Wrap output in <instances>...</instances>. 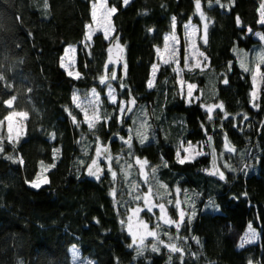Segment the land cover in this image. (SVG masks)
<instances>
[{
    "label": "trees",
    "instance_id": "trees-1",
    "mask_svg": "<svg viewBox=\"0 0 264 264\" xmlns=\"http://www.w3.org/2000/svg\"><path fill=\"white\" fill-rule=\"evenodd\" d=\"M107 3L117 9L111 16L112 37L122 48L116 79H108L116 104L105 95L106 82L100 83L112 71L107 67L110 39L96 31L85 41L91 0H0V101L16 97L11 108L0 103V264H71V245L95 264H264V81L256 106L250 95L254 51L264 47L251 32L264 33V0H201L208 26L207 43L200 39L199 47L207 64L182 72L197 86L199 99L191 103L180 94L171 64L159 66L151 87L148 79L156 47L173 30L172 18L181 49L184 22L200 23L195 0ZM68 43L77 47L79 79L60 64ZM234 47L246 55L235 54ZM241 56L250 71L241 68ZM90 88L101 100V121L92 130L73 102L74 93L82 95ZM132 98V111L121 118L120 100ZM210 103L224 107L209 114L203 104ZM11 110L27 114L24 133L12 142L4 128ZM137 131L148 136L143 144ZM113 135L110 168L104 167L99 179L88 175L97 144H106ZM130 135L131 148L125 143ZM209 136L214 161L208 151L178 163L182 142L205 140L208 150ZM225 138L235 151L225 149ZM137 157L147 160L145 172L159 193L154 197L165 203L169 218L179 220L178 209L168 200L179 199L186 213L177 230L157 220L159 209L143 210L150 229L160 224L164 243L148 236L139 254L140 245L130 247L132 238L121 223L140 201L134 197L148 187ZM153 167L158 168L154 177ZM43 168L49 182L35 188L31 182ZM214 168L223 178L210 174ZM111 171L117 173L115 180ZM248 224L258 236L241 247ZM153 244L159 251L151 250ZM169 244L182 252H170Z\"/></svg>",
    "mask_w": 264,
    "mask_h": 264
},
{
    "label": "snow or ice",
    "instance_id": "snow-or-ice-1",
    "mask_svg": "<svg viewBox=\"0 0 264 264\" xmlns=\"http://www.w3.org/2000/svg\"><path fill=\"white\" fill-rule=\"evenodd\" d=\"M123 2L126 4V3H128V0H123ZM215 2L217 4H219L220 0H215ZM98 4H99L100 9L103 11L104 14H106L107 17H110L111 14H114L117 11V9L115 7H111V8L107 7V0H98ZM97 6H98L97 3H94L93 6H92V9H93L92 10V19L94 21L97 20ZM223 6L224 5H221V7H223ZM195 7H196L197 13H199L201 18L204 19V13L201 11V0H195ZM260 13H261V17H262L260 22L264 23V3H261V5H260ZM175 25H176V20H175V17H173L172 18L173 31L171 32V34L169 36H165V38H164V40H165L164 47H165L166 51L169 50L168 41L169 40L172 41V45H171V48H170V53H171L170 58L163 60V64H165V65H169V64H172V63H176L177 65L179 64V60H178V58L176 56V53L178 52V48L176 47V45H178V43H179V38L176 36V33H175ZM207 26L208 25L206 23L203 26L204 27V36L202 37V39H203L204 43H207V39H206ZM88 28L91 29L92 25H88ZM195 32H196V28H195L194 25H192L191 23L185 25V33H186L185 39L189 43V49H188L189 55L186 57V60H191L194 57H196L197 55L202 57L203 60H206L207 58L204 57L203 53H199L198 50L194 51V49H196V41L193 38V34ZM104 35H105L106 38L108 37L107 28L104 31ZM256 35L260 36L261 40H264V34L257 33ZM87 39L88 40L91 39V33H89V35L87 36ZM117 47H119L118 44H117ZM70 51H74V49H70ZM111 51H112V49L110 48L109 52H111ZM159 51L160 50L157 49V52H159ZM66 55H67V53H66ZM114 62L115 63H119V56H117V58H116V60ZM202 62L203 61H197L192 66H189L186 63L185 67H187L189 69V71H191V70H193V68H201V63ZM261 64H264V52L259 54L256 67H255L254 70H251L252 71V82H253V85H254V90L252 91V93L250 95L253 98V102H254L253 106H256L255 100L257 99V96H258V92L256 90V85H257V82H258V78L261 81H264V73L260 72ZM240 66L245 72L250 71V69L243 62H241ZM125 68H126V65H125ZM156 70H157V66L154 65L153 66V75H155ZM172 71L173 72H177L178 74H181V79L179 81L181 95L185 96V98L188 100L189 103H191L193 99H199V97H194V90L197 87L195 84L187 83V85H186L187 90H186V93H185L186 81H184L183 78H182L183 70L180 69L177 66V67H173ZM68 75L69 76L75 75L76 79L80 78V73L79 72H76L74 74L71 70H69L68 71ZM106 79H116V73L112 72L110 77H102L100 79V83L104 84L106 82ZM0 80H3V76L2 75H0ZM223 82L225 84L228 83V81L226 79ZM151 86H152V81L150 80L149 81V87H151ZM121 87H123V85H121ZM29 91H30V89H29ZM108 97H109L111 103H113V104L117 103V96H116L115 90L112 89L110 85H109V89H108ZM15 99H16V97L12 96L11 99H9L7 101H0V103H5L9 108H11L12 103H13V101ZM73 100H74V102H77V107L82 108V110L84 111V122L87 123L89 129L90 130L95 129L97 123H99L101 121V115H100V103L101 102H100V99H99V95L96 93V90L95 89L92 90V97L88 100V104L86 106L83 104V102H79V97L75 93L73 94ZM135 103H136V101H135L134 98H132L131 100H129L127 102H122V106L119 108V113H120L121 118H123V116H124V114L126 112H131L132 111V107H128L127 105L134 106ZM214 107H218L220 109H223L224 106L221 103V104L215 105ZM212 110H213L212 107H209L207 109V111L209 113L212 112ZM89 112H91V114H92L91 118L89 117ZM17 115L25 116V117L27 116L26 113L10 112L9 115L7 117H5V119L8 120L9 122H11L12 118L14 116H17ZM227 116H228V114L225 112L224 113V117L227 118ZM103 118L104 119H108L107 116H105ZM208 119L211 120L212 117L209 116ZM73 122L77 123L75 117H73ZM2 123H3V121H0V124H2ZM146 127H147L146 124H142L141 125V128H146ZM8 131L10 133V135L8 136V140L10 142H12L13 141V137L11 136V132H12L11 123H9V125H8ZM136 136L139 138V141H140L141 144H143L148 139V136H147L146 132H143V131H137L136 132ZM53 138H55L54 134H53ZM120 139L123 140V137H121ZM131 142H132V136L130 135L128 137V139L125 141V143L128 145L129 148H131ZM224 146H225V149L227 151H230V152L231 151H235V148L231 146L230 142L227 141V138H225V145ZM0 151H2V146H0ZM181 151H183L185 153H191L192 151H195V146H193L191 144V142H188V147L187 148L184 147L183 142L179 145V148H178V150L176 152V157H177L178 163H180V164H183L186 161H189L191 159H195V156L205 155V153L197 151V152H195V156L189 154V155H186L184 158H180ZM101 157H104L105 159L111 161L112 157L110 156L109 149L107 147H97V149H96V158L92 159L91 164L88 166V169H87L88 170V174L91 175V176L96 177L97 179H99L100 174L103 171V169L100 167V164H99V159ZM8 158L11 159V157H8ZM41 163H43V162H41ZM135 163L140 166V175L143 177L144 182L148 184V190L143 196L136 195L134 197V199L137 200V201L143 200L144 201V206L150 212L152 211L153 207L159 208L160 215L157 217V220L158 221H162L163 224H167L169 226L175 225L176 229L179 230V228L181 226V223H183L185 215H186V213L180 208L181 201L179 199H176L175 201H172V200H168L167 201L168 204H173L174 203V206L178 209L179 220L175 221V220H171L170 218H167L165 203H153L152 198L155 195H158L159 193H154L153 192L152 184H151V181L149 180V172H145L144 171L145 166L148 164L147 160H141L140 158L137 157L135 159ZM163 166L166 167L167 163L164 162ZM50 167H54V165H51ZM109 168H110V166H109ZM157 171H158V168L153 167V168L150 169V174L154 177L155 173ZM210 174H212V175H220L221 178H223V174L220 173L218 170H215V168ZM111 175H112L113 179L115 180V178L117 177V173L115 171H111ZM48 182L49 181H48L46 176H41L40 174H37L35 180H33L31 182V184H32L33 187L39 188V187H41L42 184H47ZM132 187L135 190V189L139 188V185L138 184L137 185H132ZM160 187L166 188L167 186L166 185H160ZM176 191H177V193H179L180 190L177 189ZM112 194L113 195L116 194L115 188H113ZM141 211H143V209L140 208V207L133 208V209H131L132 215L127 217V230H128L129 234L132 237V245H130V247L133 246V245L139 244L140 247L137 248L138 254L142 253L144 251V248L146 247L145 239L148 236H151V237L155 238L159 244H163L164 243L162 240L159 239V235H158V229L160 228V224L159 223H157V225H156V229L157 230H148V228H149L148 224L143 222V221H140L139 225L137 226V230H139L142 227L144 232H143V234H141L139 236L137 235V232L133 230V228H134L133 216L138 215L139 212H141ZM121 223L123 224V223H125V221H121ZM249 227H250V231H249V233L245 234V237H244V240H243V242L241 244V247L243 246V243L249 242V237L254 239L255 236H256V233L251 230V226H249ZM166 246L168 247L170 252H182V249L177 247L175 244H169V245H166ZM151 250L152 251H159V248H158L157 244H153L151 246ZM250 264H251V262H250Z\"/></svg>",
    "mask_w": 264,
    "mask_h": 264
},
{
    "label": "rangeland",
    "instance_id": "rangeland-1",
    "mask_svg": "<svg viewBox=\"0 0 264 264\" xmlns=\"http://www.w3.org/2000/svg\"><path fill=\"white\" fill-rule=\"evenodd\" d=\"M94 3H97V20L94 21L92 19V6ZM91 17H90V21L86 24V36H85V41H87V36L89 35V33H91V35L96 32V31H99V32H102L104 34V31L105 29L107 28V31H108V39H110V45H109V49L111 48L112 51L109 52V57H108V64H107V67H111L112 68V71H110V73L112 72H115L116 68L119 66V64L121 63V59H122V48L121 46L117 43L116 39L112 37L113 35V26H112V22H111V16L110 17H107L106 14L103 13V11L100 9L99 7V4H98V0H91ZM107 7L108 8H111L113 7L112 5H109L107 3ZM191 23L192 25L195 26L196 28V32L193 34V38L195 39L196 41V49H194V51H197L199 53H203L202 50L200 49L199 47V40L202 39V37L204 36V24H205V20L204 19H201L200 20V23H196L195 21H192L191 19H188L184 22V41H183V47L181 49L180 47V43H178V45H176V47L178 48V52L176 53V56L179 60V64L177 65L176 63H172L171 66L172 68L173 67H179L180 69L184 70H189L187 67H185V64L187 63L189 66H192L193 64H195L197 61H203L201 63V68H204L206 66V60H203L202 57H200L199 55H197L196 57H194L193 59L191 60H186V57L189 55V43L188 41H186L185 39V25ZM88 25H92V28L89 29L88 28ZM110 25V26H109ZM173 30H170L168 32H166L164 34V38L165 36H169L171 34ZM257 33H260V34H264L262 33L260 30H255L253 32H251L252 36L257 38L261 44H264V40H261L260 39V36L256 35ZM177 36V35H176ZM117 44L119 45V47H117ZM168 44H169V50H165V40L163 39V42L160 46H157L156 47V55H155V61L152 63V65L150 66V76H149V79H148V84H149V81L151 80L152 83H153V80H154V77L155 75H153V66L156 65L157 66V70L159 68L160 65L163 64V60L164 59H169L170 58V48H171V45H172V41L169 40L168 41ZM70 49H74V51H70ZM157 49H159L160 51L157 52ZM234 53L236 54L237 51H239L238 53H240L241 51H243L244 49L242 48H238V47H234ZM256 50L254 51V56L251 54V53H248L249 56H253V58H255V63L254 64H251L252 65V68L251 70H254L255 67H256V64H257V61H258V56L260 53L264 52V47H256L255 48ZM252 48L249 49L248 51L249 52H252ZM182 51V52H181ZM77 52V47L75 44L73 43H68L65 47H64V51L61 55V59H60V64L61 66L63 67V69L67 72L68 74V71L71 70L74 74L76 72H78L77 68H76V53ZM246 55V51H243ZM67 53V55H66ZM204 55V53H203ZM117 56H119V63H115L114 61L116 60ZM205 57V56H204ZM241 59V62H243L247 67H248V62L246 61V58L241 56L240 57ZM251 57L249 58V61H251ZM201 68H197V69H201ZM195 69V68H193ZM156 70V72H157ZM155 72V74H156ZM177 74V83H178V88H179V92H180V79H181V74ZM111 75V74H110ZM73 77H75V75H73ZM104 77H108V76H104ZM110 77V76H109ZM183 78V76H182ZM184 81H186V84H185V93H186V90H187V83H190V84H194L193 82H190L186 79L183 78ZM251 80H252V76H251ZM262 82L259 78H258V82H257V85H256V90L258 92V96H259V91H260V88L262 87ZM109 85L111 86V82L108 81V79H106V85H105V95L107 96V99L110 101L109 97H108V89H109ZM264 85V84H263ZM264 87V86H263ZM112 88V86H111ZM94 88H90L86 93L82 94V95H78L76 94L78 97H79V102H83V104L86 106L88 104V100L92 97V90ZM113 89V88H112ZM254 90V85H253V82H252V89H251V93L252 91ZM96 93L99 95V99H100V94L97 92L96 90ZM181 94V92H180ZM257 96V98H258ZM194 97H197L195 94H194ZM184 100L186 102H188V100L185 98V96H183ZM197 99H193L192 102L196 101ZM74 102V100H73ZM101 102V100H100ZM122 102H125L123 100H120V107L122 106ZM252 102H253V99H252ZM74 104L77 106V102H74ZM216 104H203V107L205 109H208L209 107H212L213 109L216 108L214 107ZM81 112H82V115H83V118H84V111L82 110V108L78 107ZM10 112H16V113H26L24 111H21V110H11ZM9 112V113H10ZM9 113L5 116L7 117L9 115ZM209 113V112H208ZM211 113V112H210ZM209 113V114H210ZM91 112H89V117L91 118ZM9 123H11V127H12V132H11V136L13 137V140H16L18 139L23 133H24V126H25V116H20V115H17V116H14L11 120V122H9L8 120H6L4 118V128L6 130V137L8 139V136L10 135L9 131H8V125ZM191 144L193 146H195V151H192L191 153H185L183 151H181L180 153V158H184L186 155H193L195 156V152H203V153H207L208 150H207V147L205 146L206 145V141L205 140H201V141H190ZM185 148L188 147V142L184 143L183 144ZM97 147H106V144L104 143H98L96 148H95V152H94V158H96V149ZM196 157V156H195ZM104 162V163H102ZM91 164V163H90ZM99 164H100V167L103 169L104 167H108L110 166V161L105 159L104 157H101L99 159ZM45 169L43 168L42 169V173L40 174L41 176H45V174H43V171ZM104 170V169H103ZM145 171V169H144ZM142 181L144 182V179L142 177ZM147 190H148V187H147ZM147 190L143 191L142 192V196L147 192ZM154 192V190H153ZM159 199L160 198H156V197H153L152 200H153V203H161L159 202ZM137 207H140L142 208L143 210H147L148 209L144 206V201L143 200H140L139 202H137V204H135L134 206L130 207L128 209V212H127V215H126V218H125V226L127 228V217L132 215V212H131V209L133 208H137ZM154 209H159V208H156V207H153L152 211ZM142 212V211H141ZM141 212H139L138 215H135L133 216V225H134V228L133 230L137 232V235H141L143 234L144 230L142 229V227L137 230V226L139 225V222L140 221H143L145 223H147L144 218L142 217L141 215ZM160 215V212L158 214V216ZM166 216L167 218H169L168 214L166 213ZM148 224V223H147ZM149 226V225H148ZM251 224H248L246 230L244 231V233L242 234V242L244 240V237H245V234L246 233H249L250 231V227ZM148 230H152L150 229V227L148 228ZM251 230L254 231L256 233V236L255 238L258 236V231L251 226ZM131 236V235H130ZM132 238V237H131ZM254 238V239H255ZM253 238L249 237V242L250 241H253L254 240ZM75 250V251H74ZM69 253H70V257H71V264H95L94 260L93 259H90L88 258L87 256L85 255H82L79 251V249L75 246V245H71L69 247ZM251 264H256L254 262H251Z\"/></svg>",
    "mask_w": 264,
    "mask_h": 264
},
{
    "label": "water",
    "instance_id": "water-1",
    "mask_svg": "<svg viewBox=\"0 0 264 264\" xmlns=\"http://www.w3.org/2000/svg\"><path fill=\"white\" fill-rule=\"evenodd\" d=\"M128 107H134V106H132V105H127ZM128 114V112H126L124 115H127ZM116 138V136L115 135H113V136H111L110 138H109V140L106 142V147L108 148V146H109V143L113 140V139H115ZM210 138V136L208 137V139H207V145H208V151H209V154H210V156H211V158H212V161H214V148H213V145H212V143H211V140L209 139ZM87 173H88V170H87ZM89 175V174H88Z\"/></svg>",
    "mask_w": 264,
    "mask_h": 264
}]
</instances>
